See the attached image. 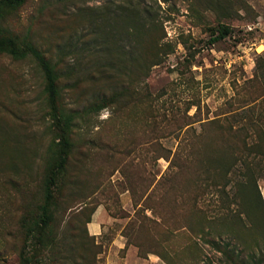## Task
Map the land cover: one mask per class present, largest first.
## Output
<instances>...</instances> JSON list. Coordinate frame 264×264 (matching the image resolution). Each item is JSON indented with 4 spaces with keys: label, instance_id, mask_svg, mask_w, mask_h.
Listing matches in <instances>:
<instances>
[{
    "label": "rangeland",
    "instance_id": "rangeland-1",
    "mask_svg": "<svg viewBox=\"0 0 264 264\" xmlns=\"http://www.w3.org/2000/svg\"><path fill=\"white\" fill-rule=\"evenodd\" d=\"M106 1L116 3L26 0L1 26L52 55L57 37L74 25V7ZM142 2L161 20L165 44L144 78L149 95L122 107L108 104L73 129L55 190L54 240L37 252L39 260L24 246L20 221L40 199L54 135L40 69L29 57L0 53V264H25L21 254L30 257L26 264H247L248 251L264 256V210L243 212L255 198L252 182L236 189L235 181L245 180L236 169L244 167L230 153L240 147L243 109H264V0ZM217 24L229 32L210 41ZM158 34L157 25L151 35ZM60 89L67 107L82 105L98 86L68 90L60 83ZM258 157L254 183L264 205V157ZM219 163L228 172L214 181L211 169ZM91 223L100 229L94 236ZM210 240L227 244L234 259L226 262Z\"/></svg>",
    "mask_w": 264,
    "mask_h": 264
},
{
    "label": "trees",
    "instance_id": "trees-1",
    "mask_svg": "<svg viewBox=\"0 0 264 264\" xmlns=\"http://www.w3.org/2000/svg\"><path fill=\"white\" fill-rule=\"evenodd\" d=\"M25 2L0 0V53L13 59L29 57L40 69L44 103L54 135L40 181V199L35 211L25 213L20 221L24 246L32 247V257L39 260L37 252L49 248L54 240L52 227L55 190L72 152L73 129L108 104L117 102V107H122L130 102L147 99L149 94L145 90L144 78L150 68L161 60L165 44L161 43V20L154 15L155 11L150 4H144L142 0H116L114 5L106 1L98 8L74 7V25L67 36L57 37L53 46L54 53L50 55L47 50L39 49L28 36H18L1 26L3 19ZM157 25L160 26V34L153 37L151 31L157 29ZM211 31L215 34L212 33L209 40L216 41L223 38L229 28L217 24ZM260 77L263 79L264 75ZM85 82L97 84L98 91L84 98L82 105L66 107L60 102V83L68 90H73ZM261 111L264 109L252 106L243 109L242 119L240 116L238 123L244 119L245 124L241 123L236 129L241 141L240 147L233 146L230 149L233 162H240L244 167V171L236 169L237 176L245 178L243 181H235L236 189H242L240 187L244 183L252 182L255 198L251 200V207L243 210L246 216L255 215L261 205L264 210L254 183L255 175L261 171L262 165L258 156L264 157V116ZM228 129L235 131L230 127ZM249 156L252 157L248 160ZM255 157L258 159L255 160ZM217 165L211 169L214 181L223 180L228 172L220 163ZM207 171L202 170L204 173ZM130 191L135 205L137 199L134 198V191ZM141 219L146 218L142 216ZM209 243L223 255L226 262L234 259L231 251L225 248L227 244L220 246L212 240ZM137 251L139 256H143L139 249ZM247 256V264H264V256H256L252 251H248ZM20 259L21 263L23 260L26 264L30 257L21 254Z\"/></svg>",
    "mask_w": 264,
    "mask_h": 264
},
{
    "label": "crops",
    "instance_id": "crops-1",
    "mask_svg": "<svg viewBox=\"0 0 264 264\" xmlns=\"http://www.w3.org/2000/svg\"><path fill=\"white\" fill-rule=\"evenodd\" d=\"M88 230H89L90 235H93V236L98 234L100 231L99 226L94 223H91V225L89 224Z\"/></svg>",
    "mask_w": 264,
    "mask_h": 264
}]
</instances>
